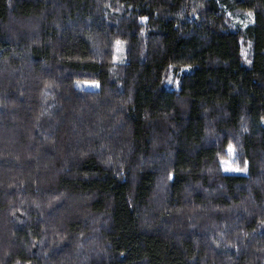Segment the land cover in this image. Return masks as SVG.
<instances>
[{"label": "trees", "instance_id": "16d2710c", "mask_svg": "<svg viewBox=\"0 0 264 264\" xmlns=\"http://www.w3.org/2000/svg\"><path fill=\"white\" fill-rule=\"evenodd\" d=\"M263 119L264 0H0V264H264Z\"/></svg>", "mask_w": 264, "mask_h": 264}, {"label": "rangeland", "instance_id": "374dc122", "mask_svg": "<svg viewBox=\"0 0 264 264\" xmlns=\"http://www.w3.org/2000/svg\"><path fill=\"white\" fill-rule=\"evenodd\" d=\"M234 21L236 23H240L243 27L247 26L251 20L252 17L249 14H246L245 16H234ZM125 60V45L124 42L121 40H117L115 43V55H114V61L115 62H123ZM185 70H188L187 67L182 68L180 72H183ZM170 74L168 77V80L166 82L167 85H170L171 83H177V76L178 74L173 72L174 70H170ZM76 85L78 87L84 88V89H91L95 90L99 88V83L97 81H78L76 82ZM262 123L264 125V119L262 120ZM221 167L224 173L231 174V175H246L248 173V166H240L234 162V149L232 146L228 149V157L221 160Z\"/></svg>", "mask_w": 264, "mask_h": 264}]
</instances>
